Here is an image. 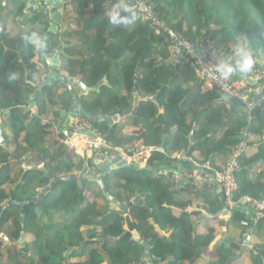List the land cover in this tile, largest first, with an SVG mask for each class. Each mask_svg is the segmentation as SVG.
<instances>
[{"label": "trees", "instance_id": "16d2710c", "mask_svg": "<svg viewBox=\"0 0 264 264\" xmlns=\"http://www.w3.org/2000/svg\"><path fill=\"white\" fill-rule=\"evenodd\" d=\"M61 1L65 9L53 20L39 8L26 14L27 0H0V127L6 145L3 148L0 144V264H147L143 242L149 244L153 264H195L203 249L214 241L216 229L212 226L200 233L193 217L205 212L207 219L217 221L215 216L223 211L225 200L208 194L204 187L168 181L163 174L135 166L108 174L105 190L83 179L85 160L76 161L61 142L50 139L51 123L41 125L42 119L51 115L58 119L73 102L60 77L79 78L90 89L107 79L109 87L103 86L81 99L91 117L123 113L134 105L136 93L143 99L127 118L136 127L144 126L140 133L125 135L119 125L109 127L82 116L105 141L129 153L143 146L161 149L167 135L165 152L186 154L195 131L197 143L189 157L214 167L245 133L248 145L252 137L260 141L255 156L241 158L236 174L237 202L264 201V111L256 110L248 124L244 108L223 100L217 88L200 94L205 80L189 63L170 62L171 45L143 20L112 25V13L125 4L132 8L126 0ZM144 1L181 39L195 46L207 44L211 52L228 59H238L236 52L243 49L255 59L250 73L264 71V0ZM58 11L53 9L52 15ZM9 18H22L23 30L15 36L6 33ZM65 20V30L50 29L51 21L60 26ZM33 33L41 37L45 47L33 43ZM51 49L62 53L64 63L56 69L57 77L34 88V76L39 73L34 59L49 54ZM155 95L156 101L144 100ZM32 96L35 115L24 108ZM2 121L8 124L9 134ZM208 127L213 128L211 136L205 133ZM225 129L224 136L217 139V133ZM60 136L68 138L65 132ZM24 159L29 166L44 168L28 171L21 165ZM72 175L74 178H70ZM60 176L69 179L52 187L38 218L34 200L40 190ZM180 195L183 197L178 199ZM110 198L118 201L116 209H111ZM137 198L140 204H132L127 211L120 209V204L128 206ZM19 203H27L23 213ZM188 205L202 211L187 212ZM174 209L182 213L176 216ZM63 215L70 220L64 222ZM156 226L169 235L161 237ZM136 231L139 239L134 236ZM22 233L25 244L19 242ZM3 234L7 239L1 237ZM28 235L33 236L32 240L27 239ZM18 248L23 255L16 252ZM241 250V242L230 248L221 246L217 260L209 264H227ZM263 262L261 255L254 256L253 264Z\"/></svg>", "mask_w": 264, "mask_h": 264}, {"label": "crops", "instance_id": "0c3cea01", "mask_svg": "<svg viewBox=\"0 0 264 264\" xmlns=\"http://www.w3.org/2000/svg\"><path fill=\"white\" fill-rule=\"evenodd\" d=\"M30 1L31 0H27V10L25 11L26 14H28L29 13L28 11H30L31 9L35 10V8H33V5H31ZM42 3L43 2L41 0L36 1L35 3L36 9L39 8ZM30 6L32 7L29 10L28 7ZM64 9L60 11V13H62ZM52 12L53 11H51L49 14L50 17H52V14H53ZM86 17L87 18L89 17V13L86 14ZM20 19L21 18H19V20H13L12 18L7 19L6 33H8L10 36H15L16 34L21 32L23 30V26L21 25L22 22H20ZM65 22L66 20L64 22H60V26L59 25L57 26V24L51 21L50 24L55 25V28H50V29L52 30L54 29L53 30L54 32H56L57 29L59 30L58 27H60V31L65 30L66 29ZM75 28L76 27L74 26V29ZM37 31L38 32L41 31V28L38 27ZM36 44L39 47V43H36ZM55 58L59 60V63H60L58 65V68H59L64 63L65 58L62 56V53L59 52L58 50L51 49V51L47 55H44V56L37 55L34 61L37 63V69L51 74V70L54 69V66L49 65L48 62H52V60ZM236 60L237 58L235 57V58H232L231 61L232 63H235ZM197 75L201 78V76L198 73ZM68 79H72V78L68 77ZM72 80L77 81V83L74 84L75 97H79L80 99H82L83 97H87L92 91H95L94 90L95 88H94L92 89L90 93H86L84 89L80 86V84H84V83H82L79 80V78L72 79ZM37 81H38L37 77L34 76V85H33L34 88H38V85L36 84ZM102 81H104V85H102L101 87L103 86L109 87V83L107 79H103ZM252 84H253L252 89L255 94L261 93L264 95V80L262 81L254 80ZM191 86L194 88L196 87L194 83H192ZM213 89L215 88L210 83H208L207 81H204V83L199 88V93L202 95H205V94H208ZM32 95H34V93ZM72 99H73V96H72ZM223 100L225 99L223 98ZM225 101L228 103H231L227 100ZM213 104L216 105V103H213ZM227 107L231 109L232 105L227 104ZM36 112L37 110L34 109L32 114L35 115ZM160 112L163 113V110L161 109ZM59 118L54 119L53 115H51L46 119H42L41 125L51 123L53 125V128H52V135L50 136V139L52 140L53 138L56 141L61 142L65 146L66 151L70 155L76 156L75 158L76 161H79V159H83L86 162V166H91L92 165L91 163L93 160L91 148L85 147V145L83 147H80V144L83 143V138L77 136L76 134H74V132H72L73 136L68 137L66 139L62 138L59 132H62V131L66 132L70 130L72 131L73 123L69 122L67 126L62 124L59 128V124H58ZM127 118L119 124L120 129L123 130V133L125 135L128 133H133L135 131L139 133L143 131L144 129L143 125L136 127L132 124V121L128 120ZM1 120L2 118H0V121ZM2 122L6 123V121H2ZM5 129L7 133L9 134L8 124H7V128ZM196 130L197 131L199 130L198 127H196ZM212 130H213L212 127L205 128V133L211 136L213 134ZM89 131H94V129L90 128ZM225 131L226 129L218 132L216 135L217 139H221L224 136ZM192 132H193V138H194L195 131H192ZM204 139H206V137L203 138L202 140ZM251 141L253 142L251 143V145H249V148L245 154V157H253L258 153V147H259L260 141H257L254 137H252ZM261 141L264 142V135H262ZM155 148L157 149V151L154 152L150 157H148L144 162L135 163V164H138L139 168H142V169L147 168L156 174H163L166 176V179L168 181H173L178 184H181L182 182L187 181V180H183L184 174L188 173L189 171L195 170V169L203 171L204 166H208L210 169V172L221 171L225 167L226 162L228 161L230 154H231L230 152L228 156L218 160L216 165L212 167L208 163H202V161L196 162L195 159L189 157V155H186L184 153L168 154L165 152L164 148L163 150L157 147ZM22 162L23 164L21 165L24 168L26 167L39 168L41 166H43L44 168V165L29 166L28 161L25 159ZM204 190L208 194L219 195L215 184L211 183V185L205 186ZM181 197L183 196L182 195L178 196V199H180ZM197 203L198 202H195L194 204H197ZM224 210L225 209H223V211ZM186 211L187 212H193V211L201 212L202 209L195 208V207H192L191 205H188L186 207ZM223 211L217 214L218 215L217 221H211L207 219L205 212H202L203 214L201 215L193 217L194 220H196L197 229L200 233H205L208 227L213 226L216 229L214 241L210 244L208 248L203 249L201 258L195 264H209V262H214L215 260H217V257H218V253H217L218 248H220L221 246H224L225 248H230L232 245L237 244L239 242H241L242 250L237 253V256H236L237 259L232 264H253V258L256 255H261V257L264 259V220L260 221L258 224L253 223L255 212L253 211L247 199H244L242 203L239 204L238 208L235 211H232V212L228 211L227 214H224ZM181 213H182V210L174 209V214L176 216H179ZM156 228H157V231L160 233L161 237L165 238L169 235L168 232L163 231L159 226H156ZM247 241H248V244H246Z\"/></svg>", "mask_w": 264, "mask_h": 264}, {"label": "built area", "instance_id": "2783aa9c", "mask_svg": "<svg viewBox=\"0 0 264 264\" xmlns=\"http://www.w3.org/2000/svg\"><path fill=\"white\" fill-rule=\"evenodd\" d=\"M126 1L132 6V9L137 12V19H141L148 23L155 35H162L166 38L171 45V59L175 61V58L180 55V52H183V55L188 59L190 66L195 69L202 79L210 83L214 88H217L222 96L229 99V102L239 104L244 108L248 124L252 123L253 114L256 109H262V111H264V99L258 97L261 93L255 94L252 89V83L254 80H264V71L249 73L242 80L235 76H232L227 80L223 79L216 69V66L220 64L218 60L211 56H205L203 53H196L197 49H204L203 44L195 46L181 39V37L170 28L167 22L161 19L155 13L153 8L147 5L144 0ZM48 77L49 73H43L41 79L44 82ZM42 83L40 85H42ZM40 85H38V87ZM32 100L33 96L31 97V101L27 102L24 106L25 111L30 113L34 110L32 107ZM88 129L89 125L87 121L73 124L72 128L74 134L83 138L85 147L91 148L93 156L99 158L102 163H105L109 159L113 160L116 157H120L121 160L126 161L127 163H142L157 151L156 148L143 146L132 153H129L126 149L106 142L102 138L97 137L94 139L80 133V131H88ZM248 148L247 133H245L240 143L232 150L225 167L221 171H217L213 174L210 172L208 166H204L203 171L197 169L192 170L184 174L183 179L189 181L197 188H203L209 186L212 183V177H214L218 193L220 196H223V199L225 200L224 209L229 212L235 211L239 204L244 200L242 199L237 202L235 201L234 196L237 182L236 174L240 169L241 158L245 156ZM94 175V172H90L87 177L90 178ZM99 176L100 175H96L95 177ZM247 201L255 212L253 223L258 224L260 221L264 220V201L251 199H247Z\"/></svg>", "mask_w": 264, "mask_h": 264}, {"label": "water", "instance_id": "95a60500", "mask_svg": "<svg viewBox=\"0 0 264 264\" xmlns=\"http://www.w3.org/2000/svg\"><path fill=\"white\" fill-rule=\"evenodd\" d=\"M36 1L39 0H31L30 3L31 5H33V8L36 9L35 3ZM43 3L40 5V9L44 10L45 13H48L49 10H53L55 8H59V11L57 12V14L52 15V19L55 20L59 15H60V11H62L65 8V5L63 3V1L61 0H41ZM32 6L28 7V9L30 10ZM50 28H55V25H51ZM196 53H203L205 56H211L214 59L218 60L219 63H226V64H235L232 63V59H228L226 56L220 55L218 53H214L210 51V48L208 47V45H204V49H197ZM176 62H187L188 63V59L185 58V56L183 55V52H180V55L177 56L175 58ZM53 62V64H52ZM52 62H48L49 65H53L54 69L51 70V74H49V79H52L53 77H57V73H56V69H58V65L59 60L58 59H53ZM170 62H173L172 60H170ZM249 74V73H248ZM248 74H240V73H235L232 76L237 77L238 79H244ZM231 76V77H232ZM60 80L63 81V83L67 86V88L69 89L70 93L73 96V102L71 104V106L68 109H63L60 113V118L58 120V124H59V128L62 124H64L65 126H67L69 124V122H78L81 120L82 116L83 117H87L88 119L94 120L96 122L99 123H105L107 126L109 127H113L114 125H119L123 120H125L127 117L131 116L133 114L134 108L137 107L140 103L141 99L140 96L136 93L135 94V100H134V105L130 108H128L126 111H124L121 114H116L114 116H102V117H91L88 116L87 112L84 110L82 104H81V99L79 97H75V91H74V84L77 83V81H74L72 79H68V78H64V77H60ZM104 85V81L100 82L96 87H95V91L99 90V88ZM80 86L84 89V91L86 93H90L92 91V89L87 88L84 84H80ZM157 96H151L147 99L144 100H148V101H156L157 100ZM259 98H263L264 99V95L260 94L258 96ZM223 98L225 100H229L227 97ZM31 101V99H30ZM90 127H92L90 125ZM98 129H94V131L92 132H88V131H80V133L84 136H90L94 139L97 138V134H98ZM68 137L73 136L72 133L70 131H66L65 132ZM3 134L4 131L3 129L0 127V144L2 145L4 142V138H3ZM168 138L167 135L164 136L163 138V144L161 147V150H163L164 146H165V141ZM191 146L189 148V151L186 153V155H189L190 151L192 150V148L194 147V145L196 144V141L193 138V132L191 133ZM21 164H23V162H21ZM91 166H87L85 167V169L83 170L82 174H83V178L87 179V174L88 172H96V171H101V175L99 177H91L90 181L97 183L99 186H101L104 190H105V185H104V180L105 177L108 174L114 173L118 170H121L123 168L126 167H131V166H135L136 168H139L138 164H133V163H127L126 161H123L120 159V157H116L115 159L111 160H107L105 163H102L101 160L99 158H94L92 160ZM28 171H34L37 169V167H26L25 168ZM38 169H43V166L39 167ZM70 178H74V175L70 176ZM212 184H215V180L214 177H212ZM69 176H60L54 180L51 181V184L40 190V196L39 198L35 199L34 202L37 203V208H36V214L38 215V217L41 216L42 212L40 209L41 204L43 203V200L45 198V196L51 192L52 187L55 186V184L61 180H68ZM188 182V181H186ZM110 197V196H109ZM221 198L223 199V196H221ZM111 201L113 202V204L111 205V209H116V205H118V201L114 198H110ZM140 204L141 201L139 198L135 199V201L131 204H129L128 206L126 205H119L120 209H124L125 211L128 210V208L132 205V204ZM24 204H22L23 206ZM224 214L228 213V210H224L223 211ZM218 215H216L217 217ZM134 236L139 239V236L136 232H134ZM23 237V236H22ZM21 237V238H22ZM22 240V239H21ZM143 244L146 246V253H145V259L147 260V264H153V259L151 258V249L149 247V244L147 242H143ZM246 244H248V241L246 242ZM68 253H65V255H67ZM237 257H233L231 258L227 264H232L234 261H236Z\"/></svg>", "mask_w": 264, "mask_h": 264}, {"label": "clouds", "instance_id": "9594fccd", "mask_svg": "<svg viewBox=\"0 0 264 264\" xmlns=\"http://www.w3.org/2000/svg\"><path fill=\"white\" fill-rule=\"evenodd\" d=\"M136 19H137V12L134 9L127 6L126 4L122 5L121 10L116 11L109 16V22L114 26H126V25L134 22ZM32 41H33V43H39V47H41V48L45 47V45L41 42V37L37 33L32 34ZM236 55L238 56V59L235 61L234 65L233 64L220 63L216 66V69L220 73V76L225 80L229 79L234 73L238 72V73L243 75V74H248L253 70V67L255 64V59H254V56L250 52H247L243 49H239L236 52ZM173 62H176V61H173ZM81 120L86 121V120H83L82 118H81ZM87 123L89 125V129L93 128V127H90V124L88 121H87ZM89 129H88V132H92V131H89ZM62 132H64V131H62ZM62 132H60V133H62ZM70 132L72 133L73 130L72 131L70 130ZM100 136L101 135L98 132L97 137L102 138V136L101 137ZM153 148H155V147H153ZM123 149H125V148H123ZM91 152H92V149H91ZM92 157H93V159L95 158L93 156V154H92ZM101 173H102L101 171H100V173L96 171V172H94V174H95L94 176L101 175ZM94 176H91V177H94ZM90 178L87 177V179H89V180H90ZM183 180H185V179H183ZM188 183H190V182L188 181Z\"/></svg>", "mask_w": 264, "mask_h": 264}, {"label": "rangeland", "instance_id": "374dc122", "mask_svg": "<svg viewBox=\"0 0 264 264\" xmlns=\"http://www.w3.org/2000/svg\"><path fill=\"white\" fill-rule=\"evenodd\" d=\"M3 5H4V4H3ZM39 9H40V8H39ZM51 11H53V10L51 9V10L48 11V15L50 14ZM18 20H19V18H18ZM43 20H44V19H43ZM21 21H22V18L20 19V22H21ZM39 23H40V22H39ZM240 45L242 46V42H240V43L238 44V48H240ZM38 70H39V69H38ZM43 73H47V72L39 70L38 75H36V77H37V79H38V81L36 82L37 85H40V84L43 82L42 79H41V76H42ZM81 122H84V121H82V120H80V121H78V122L76 121V122H73V124H79V123H81ZM4 127L7 128V124H6V123H4ZM155 174H156V173H155ZM77 175H79V178H80V173L77 174ZM82 178H83V177H82ZM92 186H95V185L92 183ZM52 193H53V192H52ZM52 193H51V194H52ZM62 219H63L64 222H67V221L70 220V218H69V217H66V215H63ZM46 222H48V220H46ZM59 223H60L59 225L62 224V223L60 222V220H59ZM83 232L85 233L84 230H83ZM32 238H33L32 235H28V237H27V239H28L29 241L32 240ZM85 238H86V235H85ZM16 252H17L19 255H23L21 248H18Z\"/></svg>", "mask_w": 264, "mask_h": 264}, {"label": "flooded vegetation", "instance_id": "af4514ba", "mask_svg": "<svg viewBox=\"0 0 264 264\" xmlns=\"http://www.w3.org/2000/svg\"><path fill=\"white\" fill-rule=\"evenodd\" d=\"M2 147L3 148H5L6 147V145L3 143L2 144ZM23 161V160H22ZM21 161V162H22ZM83 172V171H82ZM88 173H90V172H88ZM82 175V177H83V174H81ZM88 175V174H87ZM39 198V197H38ZM37 199V198H36ZM13 204H17V203H13ZM22 204H24L23 206H22ZM26 204L27 203H19V205L21 206V213H23V210H24V208H25V206H26ZM36 205H35V209H34V211L36 210V208H37V203H35ZM7 207V206H6ZM6 207L3 209V211L6 209ZM35 213H36V211H35ZM38 216V215H37ZM38 218H41V216L40 217H38ZM24 220H25V216L24 215H22V217H21V224H23L24 223ZM3 236V238H6V236H4V234L3 235H1V237ZM23 236V237H22ZM22 237V238H21ZM21 237H20V240H19V242L20 243H23V244H25V235H24V233H22L21 234ZM7 239V238H6ZM22 239V240H21ZM8 245H9V243H8ZM8 245L6 246V248L8 247Z\"/></svg>", "mask_w": 264, "mask_h": 264}, {"label": "bare ground", "instance_id": "6f19581e", "mask_svg": "<svg viewBox=\"0 0 264 264\" xmlns=\"http://www.w3.org/2000/svg\"><path fill=\"white\" fill-rule=\"evenodd\" d=\"M84 144V143H83Z\"/></svg>", "mask_w": 264, "mask_h": 264}]
</instances>
